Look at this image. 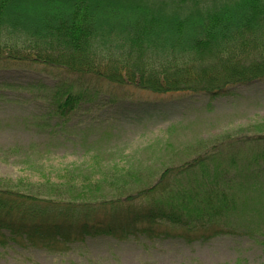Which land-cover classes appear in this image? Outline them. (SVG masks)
Here are the masks:
<instances>
[{
	"label": "trees",
	"instance_id": "16d2710c",
	"mask_svg": "<svg viewBox=\"0 0 264 264\" xmlns=\"http://www.w3.org/2000/svg\"><path fill=\"white\" fill-rule=\"evenodd\" d=\"M0 61L39 67L55 81L43 97L51 130L61 131L86 102L85 77L216 98L264 81V0H0ZM221 154L167 167L150 185L111 199L99 181H68L63 196L51 186L31 194L0 178V248L230 233L232 219L248 218L242 197L254 193L262 173L254 163L264 171V153L253 166L236 164L237 155L223 163Z\"/></svg>",
	"mask_w": 264,
	"mask_h": 264
},
{
	"label": "rangeland",
	"instance_id": "374dc122",
	"mask_svg": "<svg viewBox=\"0 0 264 264\" xmlns=\"http://www.w3.org/2000/svg\"><path fill=\"white\" fill-rule=\"evenodd\" d=\"M81 80L86 102L61 131L51 130L43 122L48 107L43 97L55 81L39 67L0 61L1 179L31 194L43 195L51 186L63 196L68 181L88 179L99 181L111 199L203 154L222 152L223 163L237 155L236 164L253 166V157L264 153V140L252 139L264 137V81L212 98ZM40 84L46 93L37 89ZM254 164L262 173L254 193L242 197L248 218L232 219L230 233L207 240L139 235L53 246L10 243L0 248V264H264V171Z\"/></svg>",
	"mask_w": 264,
	"mask_h": 264
}]
</instances>
